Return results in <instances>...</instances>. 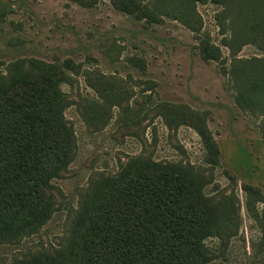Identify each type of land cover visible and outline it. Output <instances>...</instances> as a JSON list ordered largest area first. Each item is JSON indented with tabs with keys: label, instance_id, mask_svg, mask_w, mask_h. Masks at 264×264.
Returning <instances> with one entry per match:
<instances>
[{
	"label": "rangeland",
	"instance_id": "obj_1",
	"mask_svg": "<svg viewBox=\"0 0 264 264\" xmlns=\"http://www.w3.org/2000/svg\"><path fill=\"white\" fill-rule=\"evenodd\" d=\"M115 0H0V78L10 64L30 60L78 66L60 86L69 106L64 117L76 138L68 172L53 181L56 212L35 234L0 244V264L25 254L65 247L81 198L100 175L115 174L129 158L189 163L200 170L204 193L235 202L237 221L228 238H209L210 264H264V110L240 98L232 71L264 57L263 38L228 44L237 8L231 0L197 4L198 32L166 17L138 20ZM151 7L154 0H139ZM219 50L205 61L200 44ZM199 116L218 148L207 163L198 132L178 119ZM188 115V116H187ZM258 191L247 206L243 189ZM252 210V211H249Z\"/></svg>",
	"mask_w": 264,
	"mask_h": 264
},
{
	"label": "trees",
	"instance_id": "obj_2",
	"mask_svg": "<svg viewBox=\"0 0 264 264\" xmlns=\"http://www.w3.org/2000/svg\"><path fill=\"white\" fill-rule=\"evenodd\" d=\"M206 2L154 0L150 7L139 0H115L114 5L138 20L157 23L166 17L198 32L195 8ZM231 4L238 12L227 43L247 45L254 35L264 39V0ZM200 48L205 61L219 56L207 42ZM78 68L70 60H30L29 66L20 60L0 78V244L35 234L56 212L60 191L53 181L68 172L76 155L75 134L63 115L70 104L60 86ZM232 74L240 98L264 110V57L236 67ZM177 117L202 138L207 163L217 164V145L199 116L191 112ZM206 183L189 163L129 158L117 173L102 174L91 184L65 247L28 253L12 264H210L216 252L205 241L228 238L237 211L230 198L207 196ZM243 189L253 198L248 208L260 201L255 188ZM254 217L264 230V215Z\"/></svg>",
	"mask_w": 264,
	"mask_h": 264
}]
</instances>
